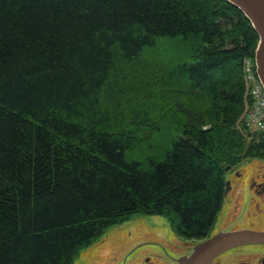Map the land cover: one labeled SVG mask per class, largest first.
<instances>
[{
	"label": "trees",
	"instance_id": "1",
	"mask_svg": "<svg viewBox=\"0 0 264 264\" xmlns=\"http://www.w3.org/2000/svg\"><path fill=\"white\" fill-rule=\"evenodd\" d=\"M258 36L227 0H0V264H72L110 228L161 215L201 239Z\"/></svg>",
	"mask_w": 264,
	"mask_h": 264
},
{
	"label": "flooded vegetation",
	"instance_id": "2",
	"mask_svg": "<svg viewBox=\"0 0 264 264\" xmlns=\"http://www.w3.org/2000/svg\"><path fill=\"white\" fill-rule=\"evenodd\" d=\"M244 177L242 173L236 170L232 172L229 193L237 192L238 194L240 190L243 213L254 217L250 224L243 228L264 231V173L251 174L245 179ZM161 231L162 234L159 236H151L145 241L135 244L124 257L128 259L130 255L133 256L129 261L122 260L119 264H177L179 257L188 256L196 244L213 234L211 228L201 239L183 240L175 234L173 228H162ZM140 246L148 248V250L144 251L145 253H139ZM95 248L99 250L100 244L95 245L93 249ZM97 257L95 256L93 260L89 259L90 264H118V257H113L108 261L101 259L97 261ZM212 264H264V244H249L229 249L218 256Z\"/></svg>",
	"mask_w": 264,
	"mask_h": 264
},
{
	"label": "rangeland",
	"instance_id": "3",
	"mask_svg": "<svg viewBox=\"0 0 264 264\" xmlns=\"http://www.w3.org/2000/svg\"><path fill=\"white\" fill-rule=\"evenodd\" d=\"M241 164H243L242 169L245 175L244 179L251 174L264 173V164L253 166L254 169H251L248 166L249 163L244 164V162H242ZM234 182L232 183L234 184ZM240 193L239 190L238 194L237 192H231L226 195V199L222 203L214 224V229L212 228L213 233L218 230L245 227L250 224L251 220H253V216H248L242 211V199ZM255 213L258 214V212ZM252 214H254V211H252ZM169 227L170 223L161 215H136L130 220L125 221L122 225L110 228L106 233V242L105 240L103 241L102 247L99 250L91 247L84 249L76 258L74 264H90L91 262L89 259L93 260L95 256H98L97 261H100V259L102 261H108L113 257H118V264L122 260L129 261L133 255H130L128 259L124 256L129 253V250L135 244L145 241L148 237L159 236V234H162V228L169 229ZM147 250L148 248L140 246L138 252L145 253L144 251Z\"/></svg>",
	"mask_w": 264,
	"mask_h": 264
},
{
	"label": "water",
	"instance_id": "4",
	"mask_svg": "<svg viewBox=\"0 0 264 264\" xmlns=\"http://www.w3.org/2000/svg\"><path fill=\"white\" fill-rule=\"evenodd\" d=\"M238 8L258 35L255 50L257 76L264 87V0H227ZM229 183H225V191ZM264 244V231L239 229L218 232L207 240L197 244L189 256L180 257L177 264H211L220 254L234 247Z\"/></svg>",
	"mask_w": 264,
	"mask_h": 264
},
{
	"label": "built area",
	"instance_id": "5",
	"mask_svg": "<svg viewBox=\"0 0 264 264\" xmlns=\"http://www.w3.org/2000/svg\"><path fill=\"white\" fill-rule=\"evenodd\" d=\"M253 98V109L248 110L245 115L246 125L264 134V98L258 87L253 89Z\"/></svg>",
	"mask_w": 264,
	"mask_h": 264
}]
</instances>
